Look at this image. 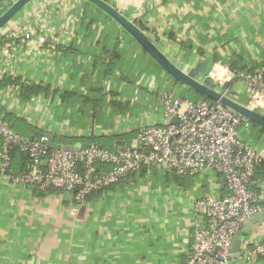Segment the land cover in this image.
Instances as JSON below:
<instances>
[{"label":"crops","instance_id":"0c3cea01","mask_svg":"<svg viewBox=\"0 0 264 264\" xmlns=\"http://www.w3.org/2000/svg\"><path fill=\"white\" fill-rule=\"evenodd\" d=\"M14 1L2 0L0 11ZM50 2L54 14L32 13L28 7L10 24L42 26L47 43L0 37V115L16 132L33 138L50 128L55 142L69 145L96 139L112 146L118 138L133 144L138 127L168 123L158 90L190 100L192 89L169 78L94 5L85 0ZM110 4L142 25L186 69L200 64L201 76L207 75L208 63L247 70L264 60V0ZM13 78L47 89L25 99L17 86L6 83ZM242 138L264 159V141ZM18 155L11 158L13 175L20 166ZM208 173L175 179L164 168L145 169L83 201L64 190L43 192L0 173V264H182L197 220L194 201L226 192L221 176ZM261 241L264 219L243 236L240 250ZM231 264H264V257L245 261L240 256Z\"/></svg>","mask_w":264,"mask_h":264},{"label":"built area","instance_id":"2783aa9c","mask_svg":"<svg viewBox=\"0 0 264 264\" xmlns=\"http://www.w3.org/2000/svg\"><path fill=\"white\" fill-rule=\"evenodd\" d=\"M46 8L41 1L32 5L31 11ZM17 22L3 32L2 38L47 43L42 26ZM215 67L217 76L212 74ZM207 75L225 95L236 85L248 96L244 105L258 107L264 113V60L251 72L237 71L216 61ZM157 98L163 116L178 121L142 125L137 128L133 144L115 140V149L93 142L69 150L52 149L46 145V134L39 138L22 136L0 115V173L41 191L50 187L64 190L83 201L87 194L145 169L161 167L177 176L213 170L221 176L226 192L221 196L208 193L194 201L197 220L182 264H231L233 240L249 218L264 213L260 203L264 184L253 180L262 155L242 138V134L248 137L250 121L218 103L184 99L165 88L157 91ZM14 149L29 157L26 173L12 174ZM258 256L264 257V241L241 254L245 261Z\"/></svg>","mask_w":264,"mask_h":264},{"label":"water","instance_id":"95a60500","mask_svg":"<svg viewBox=\"0 0 264 264\" xmlns=\"http://www.w3.org/2000/svg\"><path fill=\"white\" fill-rule=\"evenodd\" d=\"M94 5L98 10L113 19L129 36H131L138 45L152 58V60L163 70V72L172 80L179 82L193 91L205 97L209 103H218L225 106L248 121L254 123L264 130V113L258 108H249L241 102L231 98L228 95L216 89L215 81L208 75L201 76L200 64L186 69L184 64L179 63L175 58H170L161 49V44L147 32L143 31L134 21L122 14L113 5L105 0H85ZM41 2V1H40ZM37 0H15L0 14V37L13 21L17 20L19 14L28 7L37 4ZM176 117L168 119V123L177 122ZM46 145L52 149L69 150L77 148L80 144H60L54 141V135L48 129ZM264 219V213H258L244 224L241 232L235 237L231 244L232 258H238L243 253L241 249L242 238L253 228L254 224L260 223Z\"/></svg>","mask_w":264,"mask_h":264},{"label":"trees","instance_id":"16d2710c","mask_svg":"<svg viewBox=\"0 0 264 264\" xmlns=\"http://www.w3.org/2000/svg\"><path fill=\"white\" fill-rule=\"evenodd\" d=\"M106 2H108V3H111V0H105ZM10 3V2H9ZM3 11V10H2ZM2 11H0V13L2 12ZM141 28H144L142 25L140 26ZM188 45V44H187ZM108 57V60H109V56H107ZM110 59H111V62L113 61V57H110ZM209 64V63H208ZM208 64H205V66H206V68H207V71H209V69H210V66H208L207 67V65ZM229 65V67L231 68V69H235V70H237V71H246V72H251V71H253L254 69H251V68H249V69H247V70H242V69H244V68H241V67H236L235 66V64H232V63H230V64H228ZM158 68L159 69H161L159 66H158ZM205 68V67H204ZM108 69H110V67H109V63H108V67H107V70ZM206 71V72H207ZM5 81H6V83H9V84H12V85H14V86H17L18 87V90H19V93L22 95V97L23 98H25V99H28L29 97H31V96H33V95H37L38 93H40V92H42L43 90H45V89H47L46 87H41V86H38V85H28V84H25L24 82H21V81H19V79H17V78H13V79H5ZM227 85H229V84H227ZM226 86V85H225ZM227 87V86H226ZM61 98L62 99H64L65 97L64 96H62L61 95ZM204 99H206L205 97H203L202 95H200L199 93H197V92H192V94H191V98H190V100H192V101H199V100H204ZM83 100V102H85V103H87L88 101L86 100V99H82ZM5 120V119H4ZM6 121V120H5ZM7 122V121H6ZM8 123V122H7ZM11 126V125H10ZM12 127V126H11ZM13 128V127H12ZM248 132H249V134H248V137L251 139V140H254V141H260V140H262V141H264V130L263 129H261L260 127H258L257 125H255L254 123H252V122H249V129H248ZM39 134L38 133H34V136H33V138H39ZM117 140H119V143H123V144H128V143H126L123 139H117ZM89 142L88 143H86V144H89V143H97V144H99V145H101V146H103V147H105V148H108V149H115L116 148V146L114 145V143L112 144V146H110V145H108V146H105L104 144H101L100 142H98V141H96V139H90V140H88ZM83 142V141H82ZM85 144V145H86ZM82 146H84V145H82ZM18 152V157L21 159V160H19V162H20V166H19V169H18V171H16V174H18V173H26L27 172V170H28V165H29V157L26 155V154H24V153H21V152H19L18 150H16V149H14L13 151H12V154H11V156H13L15 153H17ZM98 168H99V166H98ZM102 168H104V167H102ZM100 169V168H99ZM175 177V179H178V178H180L179 176H174ZM253 180L254 181H260V182H263V184H264V159H262L257 165H256V167H255V173H254V175H253ZM111 186V185H110ZM109 187V186H108ZM107 187V188H108ZM107 188H104V189H102V190H97V191H94V192H91V193H89V194H87L86 195V197H85V200H89V199H91V198H94V197H97L98 195H99V193L101 192V191H103V190H105V189H107ZM53 189H56L57 190V188H48V189H46V190H44L43 192H47L48 190H53ZM263 206H264V191H263V196H262V198H261V202H260Z\"/></svg>","mask_w":264,"mask_h":264},{"label":"rangeland","instance_id":"374dc122","mask_svg":"<svg viewBox=\"0 0 264 264\" xmlns=\"http://www.w3.org/2000/svg\"><path fill=\"white\" fill-rule=\"evenodd\" d=\"M44 4H46L47 5V8H46V10H49V11H51V10H53V9H55L54 8V4H52V2H50V0H48L49 1V3H47V1L46 0H41ZM37 2H39L40 3V0H37ZM46 10H44L45 12H46ZM216 89L218 90V91H220V92H222V87H220V86H218L217 85V87H216ZM228 95L231 97V98H233V99H235V100H237V101H239V102H241L242 104H246V102H247V99H248V96L244 93V92H242V91H240L239 90V88L238 87H234V88H232L231 89V91L230 92H228ZM150 124V123H149ZM63 139H64V141H69L70 139H68V138H66V136H64V137H62ZM71 142V141H70ZM209 172V173H208ZM204 173H208V175L210 174V175H214L215 174V171H213V170H206ZM204 173H202V174H204ZM200 175V176H203V175ZM210 194H212V196H217L216 195V193H210ZM204 195V194H203Z\"/></svg>","mask_w":264,"mask_h":264},{"label":"bare ground","instance_id":"6f19581e","mask_svg":"<svg viewBox=\"0 0 264 264\" xmlns=\"http://www.w3.org/2000/svg\"><path fill=\"white\" fill-rule=\"evenodd\" d=\"M217 67H215L214 69H213V71H212V74H213V76H217Z\"/></svg>","mask_w":264,"mask_h":264}]
</instances>
